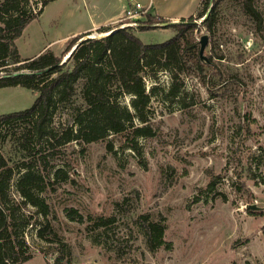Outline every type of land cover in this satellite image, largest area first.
Returning a JSON list of instances; mask_svg holds the SVG:
<instances>
[{"label": "rangeland", "instance_id": "rangeland-1", "mask_svg": "<svg viewBox=\"0 0 264 264\" xmlns=\"http://www.w3.org/2000/svg\"><path fill=\"white\" fill-rule=\"evenodd\" d=\"M139 1L180 21L195 14L194 36L200 47L208 35L210 64L184 76L185 101L165 96L172 83L168 70L148 74L147 91L159 87L146 112L154 134L139 138V150L127 145V136L110 134L87 144L72 141L50 155L52 184L42 192L50 213L44 216L31 204L23 209L33 221L26 233L33 258L25 264H264V212L250 209L255 204L264 210V25L257 28L236 1L221 4L212 31L204 25L206 15L197 17L206 0ZM125 2L50 0L16 39L21 58L47 50L62 56L74 36ZM258 6L264 14V0ZM128 27L145 43L177 33L173 26ZM111 32L97 27L79 41ZM38 94L21 85L0 87V115L31 107ZM131 99L125 95L123 103L133 109ZM5 152L13 154L14 146L7 143ZM13 160H20L17 153ZM27 161L44 169L43 160ZM59 168L64 172L56 177ZM18 178L12 196L21 201ZM71 209L83 220L71 218ZM145 214L165 224L168 246L148 248L137 225ZM101 217L112 221L98 225ZM48 223L52 241L37 234Z\"/></svg>", "mask_w": 264, "mask_h": 264}, {"label": "trees", "instance_id": "trees-1", "mask_svg": "<svg viewBox=\"0 0 264 264\" xmlns=\"http://www.w3.org/2000/svg\"><path fill=\"white\" fill-rule=\"evenodd\" d=\"M49 1L0 0V70L8 74L0 76V87L21 85L39 93L31 107L0 115V264H25L33 258L26 241L33 221L31 214L23 209L31 204L44 216L50 213L49 203L42 196L52 184L48 180L53 166L50 155L72 141L87 144L104 140L110 134L127 136V145L139 150V138L154 134L146 112L159 87L155 85L147 91L148 74L154 76L160 70H168L172 83L165 96L185 101L184 76L193 67L202 71L208 65L200 58L199 41L194 36L197 27L194 15L188 20L182 19L187 22L171 25L177 33L162 43H145L129 27L79 41L90 34L87 31L74 36L62 56L47 50L22 59L16 39ZM225 1H236L241 11L262 29L264 14L258 6L260 0H216L209 13L213 0H206V8L197 17L207 14L204 25L209 30L216 25L218 8ZM146 17L141 29L165 21L151 13ZM112 29L110 25L98 28L101 32ZM76 43L72 55L60 64ZM14 63L17 65L10 69V64ZM50 66L51 69L39 72ZM20 70L26 71L13 75ZM125 95H132L133 109L123 103ZM69 116L70 120L66 121ZM7 143L15 148L11 155L5 152ZM16 153L20 158L18 162L13 160ZM29 158L43 160L44 169L38 168L36 162L29 163ZM62 172L63 169H57L56 177ZM18 174L14 187L21 201L12 196L13 181ZM252 212L263 213L264 210ZM68 214L73 219L83 220L76 209ZM141 218L137 225L146 236L148 248L154 251L168 246L165 224L151 220L147 214ZM111 221V218L101 217L98 225L105 226ZM50 232H55L50 223L37 229L39 237L52 241L53 238L47 236Z\"/></svg>", "mask_w": 264, "mask_h": 264}, {"label": "built area", "instance_id": "built-area-1", "mask_svg": "<svg viewBox=\"0 0 264 264\" xmlns=\"http://www.w3.org/2000/svg\"><path fill=\"white\" fill-rule=\"evenodd\" d=\"M149 11L150 7L145 6L141 1L128 0L127 8L123 14V17L128 20L120 21L118 26L112 30L128 26L138 27L141 24H144L143 18L149 13Z\"/></svg>", "mask_w": 264, "mask_h": 264}, {"label": "water", "instance_id": "water-1", "mask_svg": "<svg viewBox=\"0 0 264 264\" xmlns=\"http://www.w3.org/2000/svg\"><path fill=\"white\" fill-rule=\"evenodd\" d=\"M206 15H207V14H206ZM180 22H187V21H180V20H178V21L167 20V21H164V22L154 23V24H151V25H149V26H171V25H173V24L180 23ZM194 22L197 23L196 20H194ZM114 30H116V29H114ZM114 30H112V31H114ZM200 43H201V46H200V58H201V60H202L204 63H206V64H210V60H209L208 56L205 54V49H206V46H207V43H208V35H207V34H205V35H203V36L201 37ZM76 46H77V43H76V44L74 45V47L69 51V53L65 56V58L60 62V64H63L64 62L67 61V59L72 55V53H73V51H74V49H75ZM51 68H52V66L47 67V68H45V69H43V70H41V71H39V72H45V71H47V70H49V69H51ZM19 73H20V72H15V73H13V75H17V74H19ZM6 76H8V75H6ZM250 207H251V209H254V210H255V209H259V208L257 207V205H255V204H251Z\"/></svg>", "mask_w": 264, "mask_h": 264}, {"label": "crops", "instance_id": "crops-1", "mask_svg": "<svg viewBox=\"0 0 264 264\" xmlns=\"http://www.w3.org/2000/svg\"><path fill=\"white\" fill-rule=\"evenodd\" d=\"M127 5H128V2H125V3H123V5H122V7L117 11V12H115L114 14H112L108 19H106V20H104V22H100V23H97V24H95L93 27H91L90 29H88V30H84L82 33H84V32H87V31H91V30H93V29H96L97 27L99 28L100 26H102V25H109V24H113V23H115L116 21H118L121 17H123V14H124V11H125V9L127 8ZM147 6H149L150 7V12L152 11V9H153V5H151V2L149 3V5H147ZM153 12V11H152ZM154 13V12H153ZM155 15H157V16H162V15H160L158 12H156V13H154ZM195 15V14H194ZM163 18H165V19H167V20H169V19H172V20H174V21H178V20H180V16L179 15H167V16H162ZM81 34V33H80Z\"/></svg>", "mask_w": 264, "mask_h": 264}]
</instances>
